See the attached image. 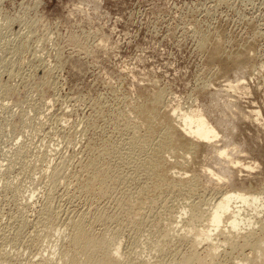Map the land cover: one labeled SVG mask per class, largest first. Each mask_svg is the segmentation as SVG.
<instances>
[{"label":"rangeland","instance_id":"obj_1","mask_svg":"<svg viewBox=\"0 0 264 264\" xmlns=\"http://www.w3.org/2000/svg\"><path fill=\"white\" fill-rule=\"evenodd\" d=\"M216 46L226 62L242 51L249 61L223 71ZM156 90L162 111L204 114L216 145L253 169L217 159L212 148L198 162L177 152L184 165L209 167L225 181L201 176L191 192L164 185L134 216L123 210L150 178L126 140L142 132L133 109ZM93 177L101 182L92 185ZM231 188L264 190V0H0V264H55L69 246L67 223L81 216L96 235L106 228L116 236L121 254L166 260L191 249L193 231L176 219L192 203L208 211ZM166 230L172 242L148 252ZM219 239L212 264H254L249 247Z\"/></svg>","mask_w":264,"mask_h":264},{"label":"bare ground","instance_id":"obj_2","mask_svg":"<svg viewBox=\"0 0 264 264\" xmlns=\"http://www.w3.org/2000/svg\"><path fill=\"white\" fill-rule=\"evenodd\" d=\"M217 46L215 49H213L212 55L217 58H221L220 60L224 64L221 66L223 71L228 70L229 66L227 63L237 64L239 61H246L245 59H248V54L245 51H242L233 53L231 56L228 55L229 59L226 62L224 61L226 57L223 58L225 55H222L220 48ZM242 64L244 63L242 62ZM226 82L227 84L225 86H227L228 89L237 88V90H243L242 85L236 86L232 85L230 81ZM241 82H243V80L239 81V84H241ZM226 88H224V90H226ZM162 96L163 92L157 91L152 97H149L151 99H147L148 101L144 100L139 104L137 102L138 105H136L133 109L137 127H140L143 133H140L139 131L138 134H131L132 136L126 140V144L128 145L127 150L132 151L134 148L137 149L139 152V157L136 158L134 162L139 168H142V172H144V175L150 178V181L146 177L145 180L147 179L148 182L144 185L141 184L135 195L132 194V196L135 198H131L129 196V199L126 203V208L123 210L124 213L126 212V214L137 216L145 205L148 207V205L153 203V198L156 197L155 195L159 194L161 188L164 185L172 188L173 191L186 190L191 192L195 189V181L197 183L199 180L198 177L200 178L201 176H204L205 178L207 177L211 181L213 179L216 180V182L218 181L221 183L223 182L222 180L225 181V179H223L209 167H205L203 171L198 169V171H196L195 169L193 170L191 165H184L183 161H185L186 158L183 160L185 156L183 155L182 158V153L179 154L180 151L186 155L189 154V156H192L195 162L198 160V158H200V154L202 153L201 151L206 149V152H208L207 150L212 148L215 149L214 151L217 153V159L221 158V160L223 159L224 162H228L231 165H234V167L238 166L245 167L247 169H253L251 164L246 165L238 157H228L227 155L230 152L224 145H222L223 147H220L221 145L219 144V147L216 145V141L218 140L217 138L219 137L218 131L204 114L200 113L199 111H189L179 114L177 112L180 111L176 112V110H178L177 108H173L172 110L167 108L170 111H162L160 108V106H162V103H160ZM250 114H252L256 120H258L260 111L258 109H252ZM150 147L151 150L149 151ZM177 152H179L178 154L180 156L178 154L177 155L181 157L183 161L179 160L180 158H178L176 155ZM145 153L147 154L144 157ZM141 154H143L144 158L141 157ZM253 164H255V162H253ZM193 165H195V163ZM172 167H177L179 170L174 171L175 173L171 172ZM230 168L232 169L233 166H230ZM180 170H182V172H179ZM139 171H141V169ZM186 171H190L191 174L187 175ZM140 177L141 175L139 178ZM91 179L92 185H94L97 181L101 182V177H93ZM226 182L229 185L227 180ZM92 185L90 187H92ZM101 185L102 184H100V186ZM100 188L102 189L103 187L101 186ZM103 189L101 191H103ZM216 200L217 201H215V204L212 205V208L209 209L208 207L210 211H207V209L204 207H202V209L200 204L198 207L195 205V203L193 205L191 202L192 206H188L189 208L185 212L186 217H180L179 219H176L178 220L177 224L181 225L183 228H186L185 231H193V233H189L190 237H187L191 242V249H188L189 251L186 253H179L180 255L173 253V255L166 260L161 259L152 263H150L151 259L149 260L150 262L146 261L144 260L146 257H143V259L141 254L139 253V255H137L135 251L130 252L127 255H123L120 253L121 244L116 236L107 232L105 227H103V229L105 228L104 232L103 229L101 230V232H103L102 234L96 235L92 230L93 227L91 229L89 225L85 224L84 217L81 216L80 219H70V222L67 223H70L71 226H69L71 228L69 246L67 245L68 248L63 246L62 249L59 247L60 251L57 247L56 250L57 252L59 251V254L58 260L55 261V264H212V259H214L212 257H215V253H218L216 252L217 244L214 243V240H216V242L217 240L220 241V237L223 238L224 242L229 244L228 246H232L234 248L249 247L251 253H253V258L251 261H253L254 264L256 259H264V220L263 218L259 219L257 216L264 212L262 211L264 207V190L260 192L250 190L249 192L243 193L231 188L229 190H225V192L223 191L221 196H219V198ZM259 206H261L262 209L259 208ZM247 207L255 211L251 213V216H249L250 213L244 214V212L248 213L250 210H245ZM43 210L45 214L48 213L47 207H44ZM42 216L45 217L44 215ZM136 218L137 217H135V219ZM43 219L45 220L46 217ZM139 219L140 218H138V221ZM227 219L229 220V224L228 226H225L223 223L227 222ZM134 223L135 221L133 224ZM221 224L225 226L226 231L221 230L223 228ZM253 224H258V226L253 228ZM201 226H203V230L200 229ZM220 226H222L220 232L215 235V230ZM243 230L246 231L243 233L241 232ZM168 232L170 233V231ZM168 232L167 230L166 232L163 231L162 236L157 237L155 243L151 246L152 248L148 252L151 253L152 251L157 254L163 253V249L167 245H165V243L169 240L171 241V239H169L170 236ZM171 233H173V235L175 234L176 236V233H174L173 230ZM183 233L181 234V237L185 236L184 238L188 240L186 238L187 234L183 235ZM173 238L174 237L172 236V239ZM202 243L206 244V247L204 248V250L206 249L207 251H205V254L207 253L206 258H203L204 256L199 257L197 250V247ZM54 248L56 247L54 246ZM151 257L153 256L151 255ZM201 260L202 262H200ZM41 264H43V262H41Z\"/></svg>","mask_w":264,"mask_h":264}]
</instances>
